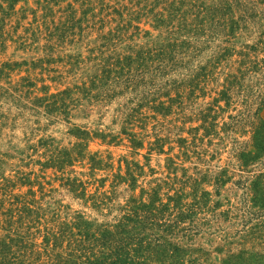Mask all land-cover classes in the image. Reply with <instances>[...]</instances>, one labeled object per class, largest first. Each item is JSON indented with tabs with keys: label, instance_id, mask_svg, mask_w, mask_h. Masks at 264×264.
<instances>
[{
	"label": "rangeland",
	"instance_id": "374dc122",
	"mask_svg": "<svg viewBox=\"0 0 264 264\" xmlns=\"http://www.w3.org/2000/svg\"><path fill=\"white\" fill-rule=\"evenodd\" d=\"M13 1L0 0V240L11 263L47 264L45 251L112 228L157 189L155 204H168L156 222L173 226L182 264H264V125H251L264 120V10L169 62L157 48L175 35L131 19L130 0ZM127 45L133 61L114 66L115 84L102 70Z\"/></svg>",
	"mask_w": 264,
	"mask_h": 264
},
{
	"label": "trees",
	"instance_id": "16d2710c",
	"mask_svg": "<svg viewBox=\"0 0 264 264\" xmlns=\"http://www.w3.org/2000/svg\"><path fill=\"white\" fill-rule=\"evenodd\" d=\"M16 1L14 0L13 4ZM130 2L136 8L131 19L140 20L142 17L150 19L154 28H164L167 34L175 35L172 40L169 39L157 48L158 57L168 59L169 62H173L177 57L198 56L215 41L218 34L220 36L232 34L241 24L246 25L249 21L254 22L256 18H261L259 9H262V12L264 10L259 5L264 4V0H211L209 3L205 0H130ZM236 14L238 16L234 18ZM120 15L122 16V12ZM258 42L263 44V41L257 40L250 48L256 50ZM131 48L127 45L124 51L128 54L116 52V61H107L104 64L102 73L108 76L115 73L117 77L112 81L115 84L122 83V80L119 76L121 72L114 69V66L119 64L123 71L124 61L131 64L133 61L129 51ZM216 48H218L216 53L220 52V48L224 54L228 52L226 48ZM153 50L155 48H152ZM149 52L150 49H140L135 53L137 59L143 60V54ZM150 56L155 58L151 54ZM262 103L264 104V98L260 101V104ZM251 125H264V120L259 117L252 121ZM241 156L244 157L245 153ZM148 198V203L140 205L131 201L135 204L131 206L127 204L130 206L129 213L123 215L112 228L107 226L101 229L98 235L81 231L76 235L70 234L65 249L52 254L45 251L49 256L47 264H152L154 261L159 264L167 262L182 264L179 261L181 249L177 245L172 247L169 242L173 226L157 223L158 219L164 216L168 203L155 204L159 199L157 189H153ZM169 199L171 197H168ZM10 211L7 212L8 218L5 221L11 219ZM59 236L55 237L51 251L55 250L56 239ZM163 243L166 247H162ZM6 247L5 241L0 240V264H12L13 260L6 257Z\"/></svg>",
	"mask_w": 264,
	"mask_h": 264
}]
</instances>
